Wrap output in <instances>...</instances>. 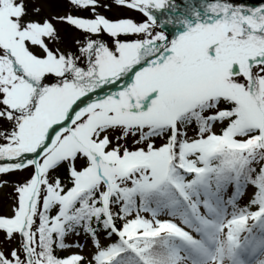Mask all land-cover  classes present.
I'll return each instance as SVG.
<instances>
[{
    "label": "snow or ice",
    "instance_id": "6c2138e0",
    "mask_svg": "<svg viewBox=\"0 0 264 264\" xmlns=\"http://www.w3.org/2000/svg\"><path fill=\"white\" fill-rule=\"evenodd\" d=\"M60 2L0 0V264H143L151 240L196 243L186 190L214 182L222 205L248 164L229 223L264 226V0Z\"/></svg>",
    "mask_w": 264,
    "mask_h": 264
},
{
    "label": "rangeland",
    "instance_id": "374dc122",
    "mask_svg": "<svg viewBox=\"0 0 264 264\" xmlns=\"http://www.w3.org/2000/svg\"><path fill=\"white\" fill-rule=\"evenodd\" d=\"M39 3L44 12H61L63 11V5L60 0H35ZM248 4H255L257 0H246ZM122 10L113 9L111 12H108V15H117ZM71 35V33H69ZM4 179L11 180V177H5ZM231 187H226L222 191L224 203L222 205L218 204L216 198L211 197V201L207 206H205L206 201H208L206 189L196 188L187 190V204L183 203L184 206L187 205L190 209H193L196 214L197 224L192 222L190 219V224L182 227H186V230L189 231L193 238H195L196 243L191 241H185L179 238L172 237L169 240V245L167 248L171 250L174 255L177 257L175 264H220V260L224 259V256L220 254L221 248L227 246L229 248V242L226 238V234L229 232L233 224L229 223V220L235 216L240 215V206L235 204L231 207L229 205L228 199L229 194L231 193ZM245 192V201L246 203L250 196L252 195L254 189L248 187L247 185L243 187ZM214 192V191H213ZM194 196V199L191 197ZM191 198L193 200H191ZM199 200H202V203H198ZM11 202V188L3 187L0 188V211H3L7 208ZM248 203V202H247ZM183 210L182 204L180 205ZM188 208V207H187ZM212 208V209H210ZM219 209V210H217ZM161 218H167V209L163 208L161 211ZM146 215V214H145ZM250 216V212L247 213ZM176 223L180 224V219H176ZM227 225V231L223 230L224 226ZM252 221L249 224L250 233H251ZM256 230L259 234L264 232V226H258ZM249 233V235H250ZM248 235V236H249ZM262 238H252V246L256 249L252 254V259L250 258V253L246 257L249 259L247 264H264V243ZM250 247L249 244L241 243L234 250L233 254L230 257H226L227 262L221 264H242L243 260L237 256V250L243 249L246 250ZM224 255V253H223Z\"/></svg>",
    "mask_w": 264,
    "mask_h": 264
},
{
    "label": "trees",
    "instance_id": "16d2710c",
    "mask_svg": "<svg viewBox=\"0 0 264 264\" xmlns=\"http://www.w3.org/2000/svg\"><path fill=\"white\" fill-rule=\"evenodd\" d=\"M244 173H245V178L252 180V177L249 173V169H248V165H246V167L244 168ZM155 252L154 256H157L161 259V261L163 262V259L165 257V260H168L169 262V256L167 255V253L163 250L162 246L159 247L158 245L156 246V250H153ZM153 260H155L156 264H160L159 260L157 258H154Z\"/></svg>",
    "mask_w": 264,
    "mask_h": 264
},
{
    "label": "bare ground",
    "instance_id": "6f19581e",
    "mask_svg": "<svg viewBox=\"0 0 264 264\" xmlns=\"http://www.w3.org/2000/svg\"><path fill=\"white\" fill-rule=\"evenodd\" d=\"M226 187H231V185H226V186H224L221 190H223L224 188H226ZM216 191V190H215ZM214 191V192H215ZM214 192H212V193H214ZM212 193H209V194H207V197L208 196H212ZM263 238H264V236H263ZM263 243H264V239H263V241H262ZM251 251H249V252H243V255H246L247 253H250Z\"/></svg>",
    "mask_w": 264,
    "mask_h": 264
}]
</instances>
